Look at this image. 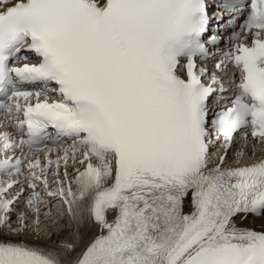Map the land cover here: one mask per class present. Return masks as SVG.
I'll list each match as a JSON object with an SVG mask.
<instances>
[{
	"label": "snow or ice",
	"instance_id": "obj_1",
	"mask_svg": "<svg viewBox=\"0 0 264 264\" xmlns=\"http://www.w3.org/2000/svg\"><path fill=\"white\" fill-rule=\"evenodd\" d=\"M0 264H264V0H0Z\"/></svg>",
	"mask_w": 264,
	"mask_h": 264
}]
</instances>
